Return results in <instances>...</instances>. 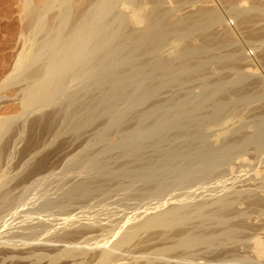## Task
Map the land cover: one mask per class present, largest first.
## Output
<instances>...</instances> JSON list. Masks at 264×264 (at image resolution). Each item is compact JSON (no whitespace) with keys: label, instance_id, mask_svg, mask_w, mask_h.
Wrapping results in <instances>:
<instances>
[{"label":"bare ground","instance_id":"6f19581e","mask_svg":"<svg viewBox=\"0 0 264 264\" xmlns=\"http://www.w3.org/2000/svg\"><path fill=\"white\" fill-rule=\"evenodd\" d=\"M33 1H25L29 21L35 28L42 27L46 20V11L56 6L53 4L55 0L38 4ZM74 1L77 2L56 1L58 10L55 11L58 12L55 13V22L43 32L41 44L37 46L35 55L24 68V73L19 76L25 83L20 88L19 95L22 117L20 122L17 124L13 117L0 120V141L4 138V143L0 142V204L4 209L8 203H12L7 206L9 213L0 218V228L21 219L17 221L19 225L15 224L18 229L8 228L10 232L15 230L14 237L17 239H11L12 232L9 239L4 236L1 238L0 235V261H7V264H35L40 263L44 257L51 256L56 260L68 259L72 264L78 259L84 264H116L124 258L126 251H130L129 247L141 242L138 241L139 236L144 234L145 240L153 237L162 240L159 246L154 247L155 257L156 254L160 256V264H169V257L171 259L172 256L177 258V261H174L176 264H210V260L203 258L204 253H216V249L220 250L219 245L223 248L224 245H229L228 243L235 244L240 238L238 236L242 235L239 234L241 231L253 229L246 222V218H250L245 212L247 207L245 210H239L237 206L253 204L260 207L264 200L257 191L256 196L252 193L251 197L249 190H237L238 186L236 190L233 189L236 185L228 179L229 177L224 175V179L216 174L218 168L224 165H228L224 171L232 172V161L242 155L249 146L264 148V81L258 85L257 82L249 80L247 71H240L236 69L238 66L229 65L228 68L234 70L232 79H227L220 72L212 75L206 74L205 71L195 79L200 91L194 92L192 86L190 88L182 85L177 88L178 92L177 89L171 91L169 98L172 97V92H176V96L174 94L170 99L164 98L165 101L160 97L164 102L159 99L156 101L154 98L158 93L154 94L152 91L144 95L143 101L153 100L146 102L143 109L133 110L129 106L132 99L129 94H135L145 88L147 83L152 82L146 80H154L158 76V81H169L174 86L177 76L184 72L196 73L198 68L207 69L216 63V57H210L200 63V66L188 71L181 70L180 66L176 65L182 60L207 55L217 42L227 40L230 37L229 31L224 29L222 33H217L213 29L216 23H226V19L217 7L204 5L208 0H204L203 5H193V10L189 9L190 11L184 14H175L173 8L163 6L164 0H81L80 7H75ZM176 1L191 4L196 2ZM261 1L263 0L253 1L245 8V13L244 9L237 6L240 4L230 3V19L238 16H244L246 19L264 16V3ZM232 82L234 84L231 85ZM249 82L257 84L255 90H252L253 86L250 85L251 88H248ZM124 101L129 103L118 108ZM255 101H260L259 106L257 105L260 109L258 108L259 115L255 112L258 116L253 118V122L251 119L249 123L246 121L252 125L250 133L244 132L247 124L241 121V118L237 125L221 129L217 127V131L206 132V128L224 123V117L228 113L249 110ZM126 109L129 111V118L135 120L146 119L151 113L156 117L171 110V119L164 124V128L145 141V148L149 149L145 151H151L150 154L128 161L119 169L106 171L98 177H87L93 167L90 164L83 165V169L78 168V172L70 178L68 175V179L62 183L56 182L57 186L52 185L54 188L39 191L43 186L41 181L44 180L45 184V176L47 178V175L40 174L47 170L52 156L50 149L39 157L35 156L38 151L35 153L34 150V154L32 152L33 155L23 161L22 172L6 179L8 171L6 167L3 168L6 164L3 163L16 147L17 139L13 140L15 131L22 134L26 126L29 128L24 150L30 145L38 150L35 146L46 142V136L48 140L51 137L50 140L54 141L62 135V139L55 145L61 149L62 145L68 144L67 141L69 142L71 137L81 139L105 120H116ZM74 139L69 143L75 142ZM82 142L85 146L81 150L87 149L89 142ZM46 144L48 145L47 142ZM87 150H84V153ZM53 151L55 150L52 149ZM72 159L69 160L72 162ZM84 163L87 164L86 161ZM158 169L159 172L152 174ZM167 174H170V181H164L168 178L165 177ZM130 175L139 176L145 182L156 181L153 179L155 177L164 178L163 182L156 186L152 197L141 205L138 203L139 205L130 208V212H126L127 217L125 214V217L122 215L123 217H117L114 222L109 223L108 231V226L105 230L108 233L102 235L106 236L104 243L93 247L89 245L92 239L86 237L85 241L82 239L84 243L81 241L82 244L78 243L76 246L72 240L89 234L95 224L99 223V217L95 216L86 218L87 222L81 220L80 213L84 212L86 207L91 209L90 206L93 205H88L86 201H90L95 194L103 196L107 185ZM227 180L234 184L233 190L227 186L231 187L230 182L226 184ZM21 185L22 194L17 198L10 195L11 199L7 201L11 190ZM37 186L41 188L38 190ZM218 188L220 190H217ZM205 191V195L210 196L212 194L207 192L223 193L203 199L202 194ZM30 194H34V198H28ZM199 195L200 200L197 199ZM107 197L109 200L110 197ZM193 199L196 200L192 202ZM244 201L247 204L243 203ZM97 202L100 201L97 199ZM76 209L79 210L76 212ZM19 213L22 215L17 216ZM88 213L90 215V212ZM60 215L64 217L59 226L56 218ZM47 233L52 237L42 238ZM259 236H255V239L253 237L254 241L250 244L243 243L247 239L246 236H243L244 240L241 239L243 237L240 239L262 263L264 237ZM222 251L224 253V250Z\"/></svg>","mask_w":264,"mask_h":264},{"label":"rangeland","instance_id":"374dc122","mask_svg":"<svg viewBox=\"0 0 264 264\" xmlns=\"http://www.w3.org/2000/svg\"><path fill=\"white\" fill-rule=\"evenodd\" d=\"M25 1L26 0H0V120L3 118H6V117H13V119L16 121L17 124H18V122H20V120L22 118L20 116V112H21V104H20V96H19L20 95V88H22L25 84V83H23L24 81H22L20 77L24 73V68L26 67V65L28 64L30 59L35 55V53H36L35 51L37 49V46L39 44H41V41H42L41 38L43 36V32L48 29L49 25H51L52 23L54 24V22H55L54 18L57 15L55 13L58 12V11H55L57 9V7H56L57 4H55V3H56V1L58 2L59 0H55V2L53 4L56 6L52 7L53 9L50 8L49 10L46 11L47 12V14L45 16L46 20H45L43 26L42 27L39 26L37 28L33 27L31 25L32 23L29 21L30 18H29V14L27 11L28 6H26L27 4ZM34 1H33L34 3L38 4V3H40V2L42 3L46 0H34ZM203 1L204 0H196V2H192V4H191L189 2L188 3H181L182 1H176V0H164L162 4H163V6L166 5L167 7L169 6V7L173 8L175 11V14H184L185 12L193 10V8L196 7L197 5H199V6L203 5ZM253 1H255V0H242V1L241 0H232V1L226 0V2H225V0H208V1H206L207 4H206V2H204V5H210L213 7H217L218 9L217 8L216 9L226 19V23H224V22L223 23H216V26H214L213 29H215L217 31V33H222L224 31V29H226L227 31H229L230 37L227 40L217 42L216 45H214L212 47V50L207 55H199L192 60H182V61H179L176 65L180 66L181 70L188 71V70H191L195 66H200L201 65L200 63H202L203 61L207 60L210 57H216V63L214 62L207 69H205V68L203 69L200 67V68H198L196 73L184 72L180 76H177L178 79H176L174 81L175 82L174 86H172L173 85L172 82H169V81H164V82L158 81V79H159L158 76L156 78H154V80L148 79L146 81H148V82L152 81V82L147 83L145 88L135 92V94H133L131 92L129 94V96L132 98L130 100V103H129V101L128 102L124 101L123 103H121L118 106V108L122 107L124 104L129 103V106H131L133 110L143 109L146 105V102H150L153 100V99H148L146 102L143 101L144 95H146L147 93L152 92V91L155 92L154 94L158 93V95L157 94L156 95L159 98L155 95L156 98H154V99L156 101H158V99H159V101H161V102H164L166 98H169L171 91H175L177 88H180L182 85L190 86V88L192 86L193 87L192 89H194L193 90L194 92L200 91L199 90L200 87H199V85H198L199 88L197 87V85H196L197 82H195V79L200 77V75H202L205 71H206L205 72L206 74H212V75H213V73H216V72L219 73L220 72L221 75H223L227 79H232L234 77V72H233L234 70L231 68H228L229 65L240 67V68H238V67L236 68V69H239L240 71H244V70L247 71L248 75H249V80H251L252 82H257L258 85L261 84L264 81V16H258V17H254V18L252 17L253 19H251L249 17L246 19V17H244V16H241L243 18H240V16H238L235 19L234 18L230 19L232 16L230 17L231 13L228 11L229 7H230V3L231 4L233 3V5L240 4L237 6L239 8L244 9L243 11L245 13L246 12L245 8H247L248 5L251 4ZM261 2L264 3V0ZM74 3H73V5L75 7H80V5L82 4L81 0H77V2L74 1ZM162 4L160 5L161 7H163ZM178 4H179V6H178ZM148 5H152V3H148ZM176 5H177V7H176ZM193 5H194V7H193ZM179 8L181 11L179 10ZM28 71H25V72H28ZM224 72H225V74H224ZM249 83L247 85L248 88H251L253 86L252 90H255L257 84H255V83L251 84V82H249ZM232 84H234V82H232L231 85ZM176 91L178 92V89ZM172 94L173 95L175 94V96H176L177 93L172 92ZM173 95H172V97H173ZM160 97L162 100L165 98L164 101L160 100ZM172 97H170V98H172ZM131 101H133V102H131ZM259 102L260 101H257V102L255 101L252 105V108H249L250 111L248 109L247 110L241 109L242 111L239 110L238 112L232 111V113L231 112L228 113L229 115L227 114L224 117L225 122L222 121L224 123H221V125H218V126L209 127L208 129L206 128V130H207L206 132L210 133V132H213L215 130L217 131L219 128L221 129L222 127L228 128V127H231V125H237L239 123L238 121L240 118H241L240 120L243 122L245 121V123H246V121H247V123H249L250 119H251L250 121L253 122V120H254L253 118L255 117V119H256L257 116L259 115L258 108L260 109V107L257 108V105L260 104ZM256 111H257L258 115H256V113H255ZM170 113H171V110H167V113H163V114L158 115L156 117H153L154 114L151 113L146 117V119L135 120V119L129 118V111L126 109L122 112V114L117 116L116 120L110 121V122H109V120H105L103 123H100L99 125L94 127L92 130H90L86 134H84L81 137V139H77V138L74 139V137H73L75 142L73 141L74 142L73 143L71 141V144H70L69 143L70 140H73L71 137L69 142L67 141L68 144L65 143V145H62L61 149H60V146L56 148V146H57L56 143L58 140H60V138L62 139V135L60 137H58L57 139H55L54 141L50 140L51 137L48 140L47 136H46L45 141L48 143V145L46 144V142H44L45 145H44V143H42L41 145H38L39 147L35 146L36 148H38V150L35 149L31 145L28 146L27 149L24 150L23 148L26 147V141L28 139L29 132H30L29 128L26 126L22 134H17L16 131H15L16 135L13 134V136H14L13 140L17 139V144H16L14 151L12 149L11 154H9V156H8L9 158L4 159L3 165L5 163L6 164L3 166V168L6 167L5 169L8 171L6 179L14 177L18 173L22 172L23 163H24L23 161L27 160L28 157L32 156L34 154V152H33L34 150H36L35 153H37V151H38L37 155H35V156L39 157L43 152H48L50 149L51 151H49V152H51V156H52L47 170L44 171V173L40 174V176L47 175V178L45 176V180H46L45 184L43 183L44 180L41 181V186L43 185L41 190H39V188H41V186H39V188L37 186L39 191L45 190L47 188H51V189L54 188L55 186H57V185H55L56 182H57V184L62 183L63 180H66V178L68 179V175L70 178V176H72L74 173L78 172V170H79L78 168L83 169L84 166H86V165L88 166L89 164H90V166L93 167V169L91 168L92 169L91 173L88 174L87 177H98L99 175H101L102 173H104L106 171L117 170L124 163H126L128 161L140 159L141 157L146 156V155L151 153V151H149V152L145 151V150H149V149L145 148V141L149 137L153 136L158 130H161L162 128H164L163 127L164 124H166L171 119V117L169 116ZM31 116L32 115H30L29 118H31ZM225 125H227V126H225ZM248 125H250V126L248 127ZM246 126H247V128H246ZM246 126L244 127L245 128L244 132L247 131V133H250L252 131L251 123L247 124ZM102 127H104V129H101ZM217 127H219V128H217ZM12 133H14V131ZM82 140H85V142H89V144H90L89 146H91V147L88 146V148H89V149L87 148L88 150L84 149V150H87L86 153H84V150H81L85 146L84 145L85 143L82 142ZM0 142L4 143V138ZM0 144H2V143H0ZM0 146H2V145H0ZM29 147L31 149H28ZM259 148H261L262 150ZM52 149L55 151L52 152ZM23 151L25 153H23ZM88 151H90V152H88ZM27 152L29 155L28 154L26 155ZM32 152H33V154H32ZM80 152H83V153H80ZM247 152H248V154H247ZM77 154H79V155H77ZM87 154H89V155H87ZM90 155L91 156L93 155V157H91ZM72 157H76V158L72 159ZM88 157H91V158H88ZM69 159H72V162ZM83 161L84 162L86 161V163L88 161L89 162L87 164H85ZM232 163H231V166L233 167L232 172L229 170L224 171V169L228 165L221 166L220 168H218L219 170L216 172V174H219V176H223V178H224V175L226 178L229 177L228 179L233 181L232 183H235L236 186L233 187L232 185H234V184H232L231 181L227 180L226 184H228L229 182H230L229 184H231V187H230V185H227L229 187V189H232V187H233V189L235 188V190H236V187L238 186L237 190H241V191L249 190L251 197H253L252 193L255 194L256 191H257V194L259 193L258 195H261L262 197H264V148L262 146H252L251 145L244 151V153H242V155L240 154V156L235 158L232 161ZM67 167H69L68 170H67ZM159 170L160 169L154 171L152 174L159 172ZM169 176H170V174L165 175V177H168V178L165 179L164 181H170ZM162 178H164V177H162ZM162 178L155 177L153 179L156 181L145 182V180L139 176L130 175L128 177L118 178L114 182L107 185L106 186L107 189H106L105 193L102 194L103 196H101V194L100 195L95 194L91 198L90 201H89V199H88V201H86L88 205L93 204L92 206H90L92 208L90 209V208L86 207L87 210L85 209L84 212L82 211V213H80V218L82 217L81 220L83 222H87L86 218H88L90 216H95V217H99V219L97 218V223L98 222L99 223L95 224V226L93 225L95 228L92 227L93 230L91 229V231H89L90 232L89 234L86 233L82 237H76L75 239L72 240V242L77 246L79 244H82L81 241H83V240L85 241V239L87 237V238L92 239L89 242L90 244L89 243L88 244L93 246V247L96 244L104 243L103 241L106 240V236H102V235H106V233H108V232H105V230H106V227L108 226V228L106 230V231H108V229L110 227L109 223L114 222L115 219H117V217H118V219L120 217H123V216L125 217V214H127L126 215V217H127L128 213L130 212V210L134 206H137L139 204L141 205V203L147 201L150 197H152V193L156 190V186H159L163 182ZM226 178H224V179H226ZM230 178H232V179L234 178V179L232 180ZM128 181H131V182H128ZM234 181H236V182H234ZM46 185H48V186H46ZM52 185H55V186H52ZM210 186H214V185H210ZM7 187L5 186V188H7ZM22 187H23V185L15 187V189L11 190L10 194L8 195L9 197H7V201H8V199H11V196H14L15 198L20 196L22 194L21 193ZM37 188H36V190H37ZM217 190H220V188H218ZM176 192H178V191L176 190ZM212 192L211 193L207 192V193L212 194L211 196L214 195L213 197H215L218 194L223 193V191L217 192V194H215V191H212ZM203 194L205 195L206 191ZM203 194H202L203 199L211 198L210 195L204 196ZM200 195L197 196L198 198L197 197H195V198L200 200L199 199ZM255 196H256V194H255ZM29 197L34 198V194H30V196L28 195V198ZM100 197H102L101 200L104 199V201H101ZM106 197L107 198L110 197L109 200L106 199ZM251 197H249V198H251ZM96 198L100 202H97ZM134 198H136V199H134ZM135 200H137V201H135ZM194 200H196V199H193L192 202H194ZM135 202L137 204H135ZM85 203H84V205H85ZM100 203H102V204H100ZM105 203L108 205H105ZM243 203H245V201ZM261 203L262 204L260 207H258L259 205L253 206V204L248 206L247 202L245 203V204H247V206H245L244 204L237 206L238 209L240 208L239 210H241V209L245 210V208L247 207L245 212H247L246 214L250 218H248V219L246 218V222H248L247 224H249V227L251 226L250 228L253 227V229H247V230L244 229L243 232L241 231L239 233V234L242 233V235L238 236L240 238L243 236H246L247 242H245L246 240H244L245 239L244 237L241 238L242 240H244L243 243H245V244L252 243V240L254 241L255 236L257 237L260 235L259 237H264V200ZM120 204H122V205H120ZM124 204H127L129 207L127 205L123 206ZM9 205L11 206L12 203H8L7 206L9 207ZM98 205L100 206L101 210L106 209V208L107 209L102 210V212H101V210L98 209L99 208ZM97 206H98V208H97ZM114 206H115V208H113ZM0 207H1L0 208V218H1V217H4L6 214H8L9 210H8V207H7V209H6V207H4V209H2L3 208L2 204H0ZM248 207L249 208L251 207L252 210H251V208L249 209ZM253 207H256L257 209H255ZM119 209H121V210H119ZM247 209H249V210H247ZM78 210L79 209H76V212ZM88 212H90V215ZM126 212H128V213H126ZM95 213H96V215H95ZM87 214H88V216H87ZM18 215L21 216L22 214L20 215V213H19V214H17V216ZM63 217H61V215H60V217L58 216L56 218L58 224L60 223V221ZM18 218H21V217H18ZM19 220H21V219L16 220L14 223H12V225L8 224L9 226L4 225L3 227H1L0 228L1 238H3V236H4L6 239H9L11 237V234H12L13 238L11 237V239H15V238L17 239V237H14V233H15L14 229L17 228L15 226V224L19 225V223H17V221H19ZM59 226H60V224H59ZM59 226H57V227H59ZM12 227L14 228L13 229L14 232L11 231L12 232L11 233L10 229H12ZM8 228H10V229H8ZM5 231H8V233ZM17 231L18 230H16V232ZM1 232H3V233H1ZM47 234H45L46 236L43 235L42 238L44 237V239H49L52 237V236H50L49 233H47ZM145 236H144V234H141V236H139V239H138V241L140 240L141 242H139L136 246L129 247L128 250H130V251H126L127 253H124V255H125L124 258L122 260L116 262V264H160V262H161L160 258H159L160 256L156 254V257H155L154 247L159 246L160 243H162L161 242L162 240L159 237H153L154 239L152 238L150 240L149 239L145 240V238H144ZM253 237H254V239H253ZM240 238L238 239V241H236L237 243L234 242L235 244H232V243H228L229 245L223 244L224 245L223 248L220 247V245H219L220 250L216 249V253H213V252L212 253L207 252L206 254L204 253V255L206 257L203 256V258L205 260H210L209 261L210 264H251V262H252V264L261 263L259 261L260 259L256 258V254L254 252H250V250L247 249L246 246L242 244V241ZM84 241H83V243H84ZM91 241H93V242H91ZM239 244H240V246H239ZM218 250H219V252H218ZM222 250H224V253ZM221 251H222V253H221ZM127 254H129V255H127ZM214 254H216V256ZM0 257H1V255H0ZM80 257L81 256H79V258ZM172 257H171V259L169 257V261H171V262H169V264H174L177 261L176 257H174V256H172ZM243 257H245V258H243ZM173 259H175V260H173ZM252 259H254L255 261ZM249 260H250V262H249ZM261 260H262L261 264H264V259H261ZM247 262H249V263H247ZM5 263L7 264L8 262L7 261H3V262L0 261V264H5ZM63 263L64 264H72V262H69L68 259L61 258L59 260H56V259L51 258V256H46V257H44V259L42 261H40V263H35V264H63ZM73 264H84V263H83V261H81V259H78Z\"/></svg>","mask_w":264,"mask_h":264}]
</instances>
